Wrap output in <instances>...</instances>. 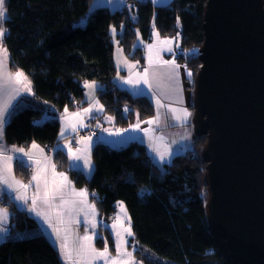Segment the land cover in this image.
I'll use <instances>...</instances> for the list:
<instances>
[{"label": "trees", "instance_id": "obj_1", "mask_svg": "<svg viewBox=\"0 0 264 264\" xmlns=\"http://www.w3.org/2000/svg\"><path fill=\"white\" fill-rule=\"evenodd\" d=\"M94 1L5 0L8 15L0 22L6 30L2 42L13 69L25 72L35 91L28 97L32 103L18 108L7 120L6 142L27 147L36 141L47 146L59 169L67 170L75 185L96 192L103 219L110 218L117 202L124 200L135 238L142 248L161 258L176 264H255L233 251L210 223L207 161L203 155L207 135H196L190 148L176 154L164 170L141 140L121 147L96 142L91 177L70 166L65 150L55 149L61 124L57 117L45 120V115H58L87 104L84 83L88 80L102 85L97 95L104 113L113 115L119 125L127 126L136 115L144 120L155 115L150 95L135 94L115 80L113 26L126 53L142 63L146 61L145 48L137 44V37L151 40L156 27L163 37L180 38L176 57L192 71L194 109L207 0H173L156 5L152 0H128L121 8L112 9L106 4L93 8ZM14 166L25 181L31 179L32 167L20 159ZM8 205L13 210L15 230L38 229V221L26 210ZM102 229L109 248L114 250L115 239L108 229ZM100 237L97 244L104 246ZM137 254L143 264H163L141 250ZM0 264H62V260L57 246L38 232L0 242Z\"/></svg>", "mask_w": 264, "mask_h": 264}, {"label": "water", "instance_id": "obj_2", "mask_svg": "<svg viewBox=\"0 0 264 264\" xmlns=\"http://www.w3.org/2000/svg\"><path fill=\"white\" fill-rule=\"evenodd\" d=\"M196 135L203 151L213 231L264 264V0H207Z\"/></svg>", "mask_w": 264, "mask_h": 264}, {"label": "crops", "instance_id": "obj_3", "mask_svg": "<svg viewBox=\"0 0 264 264\" xmlns=\"http://www.w3.org/2000/svg\"><path fill=\"white\" fill-rule=\"evenodd\" d=\"M126 1L127 0H122L121 4L119 5H123L124 3H126ZM101 4H96V5L98 6ZM106 5L109 6L108 4ZM165 40L171 41V43L166 44V45H169V44L171 45L170 47L171 51L168 50L169 48H166L165 43H164ZM137 44L142 45L141 41L140 42L137 41ZM149 46H151V48ZM159 46H163V48ZM144 48H145V60H146L145 63H142L140 61H135L133 59L132 61L127 60L128 61L126 63L127 66L124 67L125 69L124 71L128 73H126L125 76L116 75L115 80L122 86L126 88L128 87L132 92H137L136 90H138L137 88L140 86L137 87L134 84L132 85L131 83L124 84L125 78L126 76L134 75L137 69H139L140 72H142V74L139 75L137 78L139 77L142 78L144 71L147 70L148 71L147 80L149 84H147L148 90L146 89L147 92L146 91L145 92L147 94L148 92H150V84L154 87L157 86L158 93H160V96L162 98L161 102L158 103L155 97H153L151 94H148L151 96L152 100L154 99L153 104H155V115L149 120H154L157 117H159V119L157 123L148 124V123H145V121H149V120L138 118L137 121L130 122L125 128L133 127L139 124L141 127H144V128H149V127H150L149 129H151V127L155 129L157 128L156 132L157 131L160 132V130H163L165 126H168L170 129V134H171L173 131V128H177L182 125L183 126L187 125L186 126L187 130L184 131V134L185 136H187L189 140L188 143H191V141L193 140L191 138L192 132L195 134L194 125L192 123L194 114H193V109L190 106L192 104L191 102H192V97H193V92L191 88L192 71L189 70L187 64L184 61L182 60L180 61L179 59H177L176 57L177 51L175 50L176 48L172 46V37H169V38L166 37V38L157 40L153 36L151 40L146 41V45L144 46ZM2 56H0V60L3 61V67L0 68V113H2L0 114V128H2V132H0V153H2L4 156H9L12 158L10 161L7 162L8 165L11 167V173H10L11 175H9V173L7 172H4V175L9 176V182L12 184V187L9 188L8 185H5L2 182H0V199L5 198V201L7 203V206L0 207V209H7V213H8L6 219L0 218V242L5 241L7 239H11V237L13 236H18L17 238H22V236H30L38 232L43 233V234H46L47 237L57 246L58 252L60 253V256H61L62 264H77V261L80 260V257L77 256V252L72 251V259L68 260L67 257L62 253L60 249V245L64 243H68V248L70 247V244L67 238V235H68L67 233L70 232L69 228L67 227V221L62 216L60 217L58 215L56 209L54 210L51 209L50 202H49L50 204L48 203L46 204V207L43 206V199H41L40 197H43L44 195L43 191L41 190L42 188L44 190V184H42L41 186V180H40L39 191H41L43 194L39 195V192L37 191V187H36L37 182L32 180V176L36 175L37 169L38 167H40L35 163V161L40 160L41 157L44 158V157L49 156L50 154L49 148L45 146L44 144L38 143L36 141L31 142V144H29V146L27 147H24L21 145L9 144L6 142L4 131H5L7 120H9L11 116L15 112H17L18 108L28 104L29 102L28 97H31L32 95H34L35 91H34V87H33L30 77H28L27 74H25V72L24 74L27 77V80L31 82L30 85H28V87H25L23 84H18L14 80H10L8 78L9 74L14 76V74L17 71H21V70L13 69V67L10 64L9 52L3 57ZM127 56L130 57L128 54ZM165 61H169L170 63H164ZM188 73H191V75H188ZM171 76L173 78L172 83L169 82ZM133 78L134 80L137 81L136 77H133ZM165 78L169 82L167 84L166 90L164 87ZM87 83H91V82H87ZM94 84H95L96 90L90 88L89 91L88 90L85 91L84 96L87 101V104L81 107H74L72 110H67V111L65 110L62 112L64 114V120L62 121L60 125V130H59L60 133L58 136V141L56 145L54 146L55 149H58V148L63 149L66 143L64 139L66 138H69V141L72 140L71 146L69 147H72V145L74 146L76 144V146L74 147L78 146L80 147L81 150L86 149L87 152L91 151L94 145L96 144V142H99V141H103L112 146L118 147V146H123L129 143V141H133V140L140 141L141 140L146 144L147 149H148L147 139H149L150 137L145 138V134H144L146 133L145 130H136L139 132L140 131L143 132L139 134L133 131L132 130L133 128H131L129 132L122 133L120 132V129L115 128L117 125H119L116 122V118L107 112L104 113V110H105L104 107H103V111H100V112L96 111V108H99L102 105V103L99 100V96L97 95V90L102 85H100L99 82L98 83L95 82ZM28 88H30V91L28 90ZM172 102L185 103V105L187 102L189 103L187 110H188V113H190L191 115L188 116L181 124H177V123L171 124V122L167 119L168 113L170 117H172V115L170 114V111L167 108ZM94 104H96L95 107H93ZM161 105H162V108L161 110H159L157 106H161ZM87 108H92V111L90 113H84L83 110ZM77 112L81 114L79 117H76L73 115L74 113H77ZM95 112L100 115L102 114L105 118L106 123L103 127V130L98 131L95 134V136L91 137V140L87 141L86 144L81 142L82 138L75 140L74 134L77 132V129L83 127L82 125H84V117L88 114L95 113ZM161 116L163 117V120H160ZM73 124L76 125L75 131H73L72 129ZM113 129H116V130H113ZM61 133H63V135H61ZM75 141H77V143ZM34 144L37 147L33 148ZM18 149H24V152H27L29 155L27 156L24 155V153L17 151ZM149 152L153 158L154 156L153 149H151L150 147H149ZM19 159L25 165L33 168L31 179L29 181H25L23 177L19 176L15 172L14 163ZM153 160L155 159L153 158ZM44 164L47 165V170L42 172L41 175H42V178H43V175L47 176L49 189L59 187L61 186V184L63 185L62 188L64 189L72 190L75 188L73 186V180L70 176H68L67 174H64L65 176L67 175L66 176L67 180L64 181L62 177L58 175L61 172L60 171L61 169H59L53 161L51 162L46 161V160L42 161V165ZM52 164L55 165V171H53L51 167ZM2 165H3V161H0V167H2ZM55 172L57 174V177L53 175V173ZM12 177H14L16 181H21L23 184H29L30 186L25 189L21 187L19 184H15L12 181ZM18 196H24L25 200L16 199V197ZM34 196L37 197L35 205H33V202H32ZM56 197L57 198L60 197L61 199H63L64 194L55 195V198ZM50 201H54V199ZM10 203H13V205L19 208L20 210L21 209L26 210L32 217H34L38 221V224H39L38 229L33 230V231H31L30 229L15 230L14 226L12 225V221H11L13 210L8 205ZM41 208L47 209V215L46 214L44 215L42 213ZM100 221L104 223V220L101 217V214L99 216L98 222L100 223ZM57 229L59 231H55Z\"/></svg>", "mask_w": 264, "mask_h": 264}, {"label": "rangeland", "instance_id": "obj_4", "mask_svg": "<svg viewBox=\"0 0 264 264\" xmlns=\"http://www.w3.org/2000/svg\"><path fill=\"white\" fill-rule=\"evenodd\" d=\"M171 1H173V0H152L154 5H156V4H167V3H170ZM121 2H122V0H95L93 5H92V7L96 8V6H97L96 4H101L102 3V4H108L111 7V9L112 8H121L122 5H119V4H121ZM7 15H8V11H6L5 18L7 17ZM113 28L115 30L117 29V28H115V26H113ZM114 33H116V31ZM153 36L157 40L166 38V37L160 36V34L158 32V28H156V27H154V29H153L152 37ZM161 37H163V38H161ZM113 39L115 40L114 60H115V62L117 64L116 66H118L117 70H116V75L125 76V74L128 73V72L124 71L125 70L124 67L127 66V64H126L128 62L127 60H130V61H132V59L135 60V61H139V60L137 58L134 59L132 57H128L127 56V53L124 50L123 46L121 45L120 40L117 38L116 34L114 35ZM138 41L139 42L141 41L142 45H144V46L146 45V40L144 38L139 37ZM179 41H180V38L178 36H176L174 38L172 37V46L174 48H176L175 50L180 49ZM165 46H166V48H170L171 47L170 44L169 45L165 44ZM159 47L163 48V46H159ZM5 48L7 49L6 44H4V42H2V43L0 42V50L5 49ZM7 53H8V49H7ZM3 54L6 55L5 53H3V51H0V56H2ZM135 72L136 73L134 75L126 76L124 84H127L128 83L127 81H132V83H131L132 85L134 84L137 87L140 86V87L137 88L138 89V90H136L137 92H134L135 94H147L146 93L147 92L146 89L148 90V85L143 83V79L141 77L137 78L139 75L142 74V72H140L139 69H137V71H135ZM133 77H136L137 81H139V82L137 83V81L134 80ZM172 79L173 78L171 76L169 82L172 83ZM87 82H91V83H93V82L95 83L96 82V83H98L97 80H88L85 83H87ZM164 82H165L164 83V87H165V90H166L167 84L169 82L167 81L166 78H165ZM85 83H84V85H85ZM158 86H160V85H158ZM89 89L90 88H86L85 87V91L86 90L89 91ZM94 90H96V87L94 88ZM148 94H151L153 97H155V99H156V101L158 103L161 102L162 98L160 96V93H158L157 86L154 87V86H152L150 84V92H148ZM153 101H154V99H153ZM30 103H32V102H30ZM188 104H189L188 102L186 103V105H185V103H179V102L170 103L169 107H167V108L170 111V114L172 115V117H170V115L168 113L167 114L168 115L167 119L171 122V124H173V123L181 124L185 120L184 113H185V110H187V108H188ZM95 105L96 104H94L93 107H95ZM190 106L192 107V105H190ZM157 108L159 110H161L162 105L161 106H157ZM192 109H193V107H192ZM187 112H188V110H187ZM193 113H194V109H193ZM136 117L137 118H135L134 121H137L138 118H140L138 115H136ZM176 117H180V119H176ZM160 120H163L162 116H161ZM120 126L121 125H117L115 128L116 129H120V132H122V133L129 132L131 128H133L132 130L135 131L136 133H139V134L143 133V132H141V131L139 132V131H136V130H147L146 133H144L145 134V138H147V137L148 138L149 137L152 138V139H150V138L147 139L148 149H149V147L151 149H153V154H154L153 158L156 160L155 161L156 164L162 170H164L165 164L172 162V160H173V158H174V156L176 154L183 153L186 150H188L190 148V146L192 145V142H193V140H192L191 143H188L189 140H188L187 136H185V134H184V131L187 130V127H186L187 125H184V126L182 125V126H179L177 128H173V131H172L171 134H170V129H169L168 126H165L163 130H160V132H158V131L156 132L157 128L155 129V128L151 127V129H149L150 127L149 128H144V127H141L140 125H139L138 128H136L134 126L133 127H129V128H125L126 126H121V127ZM116 129H113V130H116ZM161 136L163 137V140L160 139ZM195 137H197L196 134H194L192 132V137L191 138L195 139ZM64 141L66 143H65V147H63L62 150H65V152L67 153V155H68V163L70 164V166L73 167L74 169L75 168L81 169L85 174H87L89 177H91L93 175V172H94V169H95V162H94V159H93V151L91 150V151L87 152L88 157H89V159L91 161V164L93 166V169H92L91 173H89V170H88L87 166H84L83 159L79 160V161H74V160L71 159V157L69 155L70 148H71L72 151H76V150H81L80 147H78V146L74 147V146H76V144L74 146L72 145V147H69V146H71V141H72V140L69 141V138L64 139ZM76 143H77V141H76ZM150 144H151V146H150ZM156 149H158L159 151H156ZM160 153H165L166 154L164 161H160L159 160ZM168 153H171V155H167ZM80 154L84 155L85 154L84 150H81ZM52 161L56 164L54 157H53ZM56 165L59 168L58 164H56ZM75 165H82L83 167L82 168L75 167ZM10 169H11V167H10ZM60 171H61L60 173L67 174L68 176H70L69 173L67 172V170L64 169V170H60ZM53 175L55 177H57L56 172L53 173ZM45 180H47V182H48L47 176L43 175V178L41 179V186H42V184H44V190H43V188L41 189L43 191V193L45 192V183H44ZM73 186L75 187L74 189L76 191H79L81 189L87 190L88 196L86 198V200H87L86 204L77 203L74 206H72V205H62V200H77L78 201V200L81 199L80 197H77V196L73 195L72 190L64 189V188H62V190L60 192L56 193V195L64 194V198L63 199H61L60 197H58V198L56 197L54 199V201H49L51 203V209L52 210L56 209L58 215L60 217L62 216L67 221V227L70 230V232L67 233L68 234L67 238H68V241H69V244H70L69 249L77 252L78 251V245L80 243H85L83 241L78 240V237L86 235V234L87 235H91L92 233H96L97 234L96 238H95V240L93 242L94 243V247L96 249L103 250V248L105 247V241H106L107 246L109 248V243H108V240L106 238V234L104 233V230L102 229L104 227V228L109 230L108 232L115 239V249L111 250L109 248V251H110L111 255L113 257H115L117 255V253H116V238L114 237V233L118 229H113L111 226L116 221L118 215H120L122 219L124 218L123 217V213L120 212V203L121 202L123 203V205L126 208L127 216H130L127 205L125 204L124 200L121 199L120 201L117 202V204H116L117 210L113 213V215H111L110 218L103 219L104 223H102L101 221L99 223L98 220H99V216L101 214V209L98 206V198H99V196L96 194V192L90 190L88 187L86 188V187H82V186H79V185H75L74 182H73ZM43 193L41 191H39V195H41ZM50 203H48V204H50ZM92 204L95 205V209H96L95 220H96V223H97V227H95V228H92L91 225L86 222V221L92 219L91 215H87V213L89 211L87 205H92ZM43 206L46 207V203H44V201H43ZM41 209H42V213L44 215L45 214L47 215V209H44V208H41ZM70 209H73V210H70ZM77 221H79V223H77ZM124 222H125V224L128 223L127 220H125ZM130 223H131V221H130ZM131 228H132V232L134 233V230H133V227H132V223H131ZM100 235H102V237L104 238V246H99L97 244V240L96 239ZM17 237L18 236H13L11 238H17ZM125 239H127V241H128L127 251L132 253V258L136 262V264H143V261L139 259V256L137 254V250H141L142 254L150 256L151 258L157 260L160 263H163V264H176V263L170 261L169 259L167 260V259L161 258L160 256L156 255L155 253L151 252L150 250H148L146 248H142L141 244L135 238L134 235L133 236H126ZM79 264H86V261H84L83 259L80 258ZM93 264H104V261L95 260L93 262Z\"/></svg>", "mask_w": 264, "mask_h": 264}, {"label": "snow or ice", "instance_id": "obj_5", "mask_svg": "<svg viewBox=\"0 0 264 264\" xmlns=\"http://www.w3.org/2000/svg\"><path fill=\"white\" fill-rule=\"evenodd\" d=\"M6 7H5V0H0V22H2L5 18L6 15ZM113 32H115V29H112ZM6 36V30L3 29L2 27H0V42H2L3 38ZM165 44L171 43V41L169 40H165L164 41ZM151 48V46H149ZM169 51H171V49H168ZM0 51H3V53H7V49H2ZM164 63H170L169 61H165ZM3 67V61L0 60V68ZM134 67V66H133ZM188 75H191V73H188ZM147 76H148V71L145 70L143 73V83L144 84H148V80H147ZM8 78L10 80H14L16 83L18 84H23L25 87H28V85H30V81L27 80V77L25 76L24 72L21 71H17L14 76L9 74ZM128 83H132V81H127ZM139 81H137L138 83ZM85 87L86 88H95V84L93 83H85ZM28 90L30 91V88H28ZM67 111V110H66ZM84 113H90L92 111V108H87L83 110ZM96 111L100 112L103 111V106L101 105L99 108H96ZM174 111V110H173ZM2 114V113H0ZM76 117H79L81 114L79 112L74 113L73 114ZM191 114L187 112V110H185L184 113V118L186 119L188 116H190ZM159 117H157L154 120H149V121H145V123L148 124H153V123H157ZM176 119H180V117H176ZM85 126L86 125H82ZM134 127L138 128L139 124L135 125ZM72 129L73 131L76 130V125L73 124L72 125ZM147 131V130H145ZM0 132H2V128H0ZM119 134V133H117ZM61 135H63V133H61ZM161 140H163V137H160ZM91 140V137H87V138H82L81 142L83 143H87V141ZM37 147L35 144L33 145V148ZM17 151L24 153V155H29L27 152H24V149H18ZM156 151H159L158 149H156ZM81 150H76V151H72L71 148L69 150V155L71 157L72 160L74 161H79L82 160L84 161V166H87L89 173H91L93 166L91 164V161L88 157L87 154V150L85 149L84 155L80 154ZM165 153H160L159 155V160L160 161H164L165 160ZM167 155H171V153H168ZM12 158L9 156H4L2 153H0V161H3V165L2 167H0V182H2L5 185H8L9 188L12 187V184L9 182V176L8 175H4V172L11 173V169L10 166L8 165V161H10ZM35 163L40 166L37 169V173L36 175L32 176V180L36 181V187H37V191L39 192V188H40V180L42 179V172L47 170V165L44 164L42 165V162L40 160L35 161ZM53 171H55V165L52 164L51 165ZM75 167H80L82 168V165H75ZM60 177H62V179L64 181L67 180V177L63 174V173H59L58 174ZM12 181L15 184H19L21 187L23 188H28L30 185L29 184H23L21 181H16L14 179V177H12ZM45 192L43 197H40L41 199H43L44 203H49L50 200L55 199V195L57 192H60L62 190L63 185L61 184V186L59 187H55V188H48V182L47 180H45ZM72 193L73 195L80 197V200H62V205H76L77 203L79 204H86L87 203V196H88V192L85 189H81L79 191H76L75 189H72ZM16 199H21V200H25L24 196H18L16 197ZM36 199L37 197H33V205H35L36 203ZM89 211L87 213V215H91L92 219L86 221L88 224L91 225L92 228L97 227V223L95 220V215H96V209H95V205H87ZM73 210V209H70ZM120 212L123 213V219L121 218L120 215L117 216L116 221L113 223V225L111 226L113 229H118L117 231H115L114 233V237L116 238V253L117 255L115 257H113L109 251V248L107 246V243L105 241V247L103 248V250H98L94 247V240L96 238V233H92L91 235H83L78 237V240L83 241L85 243H80L78 245V251H77V256L80 257L81 259H83L84 261H86V264H93V262L95 260H102L104 261V264H136V262L133 260L132 258V253L127 251V246H128V241L127 239H125L126 236H133L134 233L132 232V228H131V217L127 216V211L125 206L123 205V203H120ZM7 209H0V218L2 219H6L7 218ZM39 215V213H38ZM125 220L128 221L127 224H125ZM77 223H79V221H77ZM55 231H59L58 229ZM100 239L102 241H104L103 237H100ZM60 249L62 251V253L67 257L68 260L72 259V251L71 249L68 248V244L64 243L60 245ZM77 264H79V261H77Z\"/></svg>", "mask_w": 264, "mask_h": 264}, {"label": "built area", "instance_id": "obj_6", "mask_svg": "<svg viewBox=\"0 0 264 264\" xmlns=\"http://www.w3.org/2000/svg\"><path fill=\"white\" fill-rule=\"evenodd\" d=\"M54 117H57V120H59L60 124L64 120V114L61 112L58 115H53V113L46 114L45 120L53 119ZM105 118L104 116L98 113H91L84 117V125L83 127L77 129V132L74 134L75 138H85V137H93L98 131L103 130V127L105 125ZM46 160L51 162L52 155H50L48 158H41V161ZM7 206V203L0 199V207Z\"/></svg>", "mask_w": 264, "mask_h": 264}, {"label": "bare ground", "instance_id": "obj_7", "mask_svg": "<svg viewBox=\"0 0 264 264\" xmlns=\"http://www.w3.org/2000/svg\"><path fill=\"white\" fill-rule=\"evenodd\" d=\"M50 155H52V159H53V157H54V153L50 152L49 156H50ZM49 156L44 157V158H48ZM41 158H43V157H41ZM40 161H41V159H40ZM43 161H45V160H43ZM51 161H52V160H51ZM41 162H42V161H41Z\"/></svg>", "mask_w": 264, "mask_h": 264}]
</instances>
